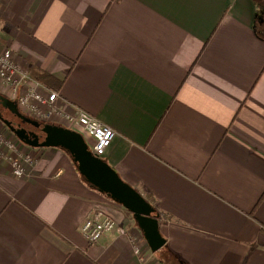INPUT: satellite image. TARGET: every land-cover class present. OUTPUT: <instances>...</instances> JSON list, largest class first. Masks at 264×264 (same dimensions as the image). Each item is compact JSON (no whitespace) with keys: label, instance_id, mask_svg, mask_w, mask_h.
<instances>
[{"label":"crops","instance_id":"obj_1","mask_svg":"<svg viewBox=\"0 0 264 264\" xmlns=\"http://www.w3.org/2000/svg\"><path fill=\"white\" fill-rule=\"evenodd\" d=\"M5 48L32 79L60 84V111L114 131L102 159L169 220L151 251L66 151L18 143L0 122V264H161L165 252L264 264V20L252 0H0ZM104 216L115 229L89 244L80 226Z\"/></svg>","mask_w":264,"mask_h":264},{"label":"water","instance_id":"obj_2","mask_svg":"<svg viewBox=\"0 0 264 264\" xmlns=\"http://www.w3.org/2000/svg\"><path fill=\"white\" fill-rule=\"evenodd\" d=\"M0 106L21 121L14 126L0 113V122L21 143L32 148L54 147L66 151L79 175L90 187L132 213L134 223L151 251L157 252L164 246L165 240L159 232L158 216H154L155 209L134 188L125 183L107 162L91 153L80 133L65 126L41 124L28 118L19 111L16 102L1 95ZM23 124L40 129L43 136L28 131Z\"/></svg>","mask_w":264,"mask_h":264},{"label":"built area","instance_id":"obj_3","mask_svg":"<svg viewBox=\"0 0 264 264\" xmlns=\"http://www.w3.org/2000/svg\"><path fill=\"white\" fill-rule=\"evenodd\" d=\"M0 83L9 99L16 102L23 113L43 122L62 119L66 128L83 136L94 156L103 158L115 136L114 131L79 109L71 113L60 111L57 107V93L22 70L9 48L0 50ZM13 168L15 175H22L23 170L16 159ZM115 227V221L110 216H104L99 220L86 219L79 230L89 244H95ZM120 233L127 234V230L122 228ZM130 240L134 244V255H140L142 248L137 246L135 238L130 237Z\"/></svg>","mask_w":264,"mask_h":264},{"label":"trees","instance_id":"obj_4","mask_svg":"<svg viewBox=\"0 0 264 264\" xmlns=\"http://www.w3.org/2000/svg\"><path fill=\"white\" fill-rule=\"evenodd\" d=\"M254 2V4L256 5V17H260L262 18V21L264 20V1L263 0H252ZM262 32V30H259V33ZM42 78L44 79H48L50 81H54V79L45 74V73H42ZM47 84V83H46ZM45 84V85H46ZM48 87V86H47ZM51 88L52 90L53 89H59L60 88V84H58V86H53L51 85ZM2 108V107H1ZM6 110V109H5ZM7 111V110H6ZM8 112V111H7ZM21 113H23L22 111H20ZM9 113V112H8ZM23 115H25L26 117L30 118L28 115H26L25 113H23ZM14 116V115H13ZM15 117V116H14ZM15 119L17 120L18 123H20L21 121L19 119H17L15 117ZM13 123V122H12ZM41 124H45L44 122H42ZM15 126V124H13ZM30 126V125H29ZM31 129L33 132L37 133L38 135H41L43 136V134L41 133L40 129H34L32 126H31ZM28 130V129H27ZM29 131V130H28ZM102 194V193H101ZM105 195V194H103ZM106 196V195H105ZM145 198V197H144ZM145 200L155 209V206H156V203L154 201V199H152V197L150 196H146ZM158 216V219L161 217L162 219H167L169 220V217L167 215H164L162 213H158L155 209V212H154V216ZM166 253V254H165ZM164 254L165 255H162L160 254V263L161 264H175L174 261H175V257L174 256H170V254L168 252H165ZM163 256V257H162ZM168 258L170 259V261H167Z\"/></svg>","mask_w":264,"mask_h":264},{"label":"rangeland","instance_id":"obj_5","mask_svg":"<svg viewBox=\"0 0 264 264\" xmlns=\"http://www.w3.org/2000/svg\"><path fill=\"white\" fill-rule=\"evenodd\" d=\"M6 93V92H5ZM7 94V93H6ZM8 95V94H7ZM9 97V96H8ZM7 97V98H8ZM0 112H1V114H2V117L4 118V119H7L8 121H10L12 124H16L17 123V120L15 119V117L12 115V114H10V113H8L5 109H3V108H1L0 107ZM27 115V114H26ZM30 117V116H29ZM18 124V123H17ZM20 124V123H19ZM24 126H25V128L26 129H28L29 131H32V129H31V126H29V125H26V124H23ZM12 140H14V141H17L18 143H20L18 140H17V138H11Z\"/></svg>","mask_w":264,"mask_h":264},{"label":"flooded vegetation","instance_id":"obj_6","mask_svg":"<svg viewBox=\"0 0 264 264\" xmlns=\"http://www.w3.org/2000/svg\"><path fill=\"white\" fill-rule=\"evenodd\" d=\"M1 107V106H0ZM31 119H33V120H35V121H38L39 123H42L43 121L42 120H38V119H35V118H32V117H30ZM19 124V123H18ZM23 127H25V126H23Z\"/></svg>","mask_w":264,"mask_h":264}]
</instances>
